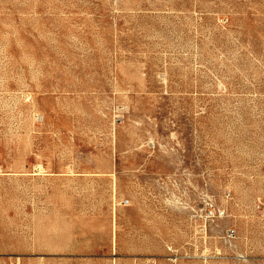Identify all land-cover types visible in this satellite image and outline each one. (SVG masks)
I'll use <instances>...</instances> for the list:
<instances>
[{"label":"rangeland","instance_id":"rangeland-1","mask_svg":"<svg viewBox=\"0 0 264 264\" xmlns=\"http://www.w3.org/2000/svg\"><path fill=\"white\" fill-rule=\"evenodd\" d=\"M0 264H264V0H0Z\"/></svg>","mask_w":264,"mask_h":264}]
</instances>
